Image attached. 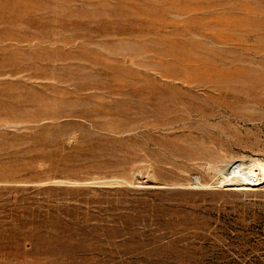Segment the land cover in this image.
I'll return each instance as SVG.
<instances>
[{"label": "rangeland", "instance_id": "374dc122", "mask_svg": "<svg viewBox=\"0 0 264 264\" xmlns=\"http://www.w3.org/2000/svg\"><path fill=\"white\" fill-rule=\"evenodd\" d=\"M0 264H264V0H0Z\"/></svg>", "mask_w": 264, "mask_h": 264}, {"label": "bare ground", "instance_id": "6f19581e", "mask_svg": "<svg viewBox=\"0 0 264 264\" xmlns=\"http://www.w3.org/2000/svg\"><path fill=\"white\" fill-rule=\"evenodd\" d=\"M261 174V173H260ZM263 177V176H262Z\"/></svg>", "mask_w": 264, "mask_h": 264}]
</instances>
